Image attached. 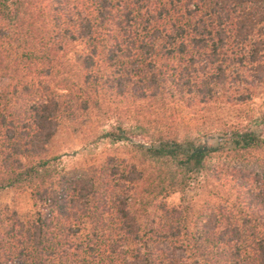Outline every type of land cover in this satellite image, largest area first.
<instances>
[{
	"label": "trees",
	"instance_id": "1",
	"mask_svg": "<svg viewBox=\"0 0 264 264\" xmlns=\"http://www.w3.org/2000/svg\"><path fill=\"white\" fill-rule=\"evenodd\" d=\"M263 87L264 0H0V264H264Z\"/></svg>",
	"mask_w": 264,
	"mask_h": 264
},
{
	"label": "rangeland",
	"instance_id": "2",
	"mask_svg": "<svg viewBox=\"0 0 264 264\" xmlns=\"http://www.w3.org/2000/svg\"><path fill=\"white\" fill-rule=\"evenodd\" d=\"M246 109L254 114H258L261 110L264 109V87L262 88L260 94L253 99V101L246 106ZM187 119L190 121L188 125L190 128L183 129L181 133L189 135H197L198 132L195 130L194 124H192V118L187 115ZM85 144L84 141H81L79 138L75 137H65L61 146V154L63 158L60 166L66 170H71L74 168H79L84 166V162L89 156H94L96 158H103L106 155L112 154L117 148L120 149V146H111L107 142L98 144L97 146L90 147L87 151H82V146ZM88 157V158H87ZM222 164L218 160H212L210 163L211 168ZM186 199L189 202H193L197 205H200L204 201V193L199 191H189L186 194ZM180 201L179 195H174L168 199L169 204H178ZM0 204H7L12 207H17L22 210L29 209V201L25 196L14 194L10 191H5L0 193Z\"/></svg>",
	"mask_w": 264,
	"mask_h": 264
}]
</instances>
